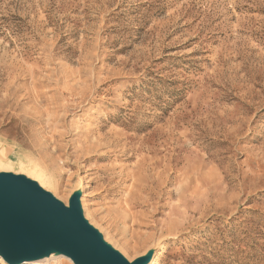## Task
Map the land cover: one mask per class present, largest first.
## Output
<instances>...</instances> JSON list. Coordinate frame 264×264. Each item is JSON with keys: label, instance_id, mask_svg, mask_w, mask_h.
I'll use <instances>...</instances> for the list:
<instances>
[{"label": "rangeland", "instance_id": "374dc122", "mask_svg": "<svg viewBox=\"0 0 264 264\" xmlns=\"http://www.w3.org/2000/svg\"><path fill=\"white\" fill-rule=\"evenodd\" d=\"M0 159L129 261L264 264V0H0Z\"/></svg>", "mask_w": 264, "mask_h": 264}, {"label": "water", "instance_id": "95a60500", "mask_svg": "<svg viewBox=\"0 0 264 264\" xmlns=\"http://www.w3.org/2000/svg\"><path fill=\"white\" fill-rule=\"evenodd\" d=\"M27 174L38 182L23 174L7 172L5 167L0 171V259L3 264L34 263L51 256L71 264L151 262L157 243L129 261L108 242L110 239L90 224L81 205L82 185L63 202L45 188H50L46 182L41 179L46 183L42 185L39 177Z\"/></svg>", "mask_w": 264, "mask_h": 264}, {"label": "bare ground", "instance_id": "6f19581e", "mask_svg": "<svg viewBox=\"0 0 264 264\" xmlns=\"http://www.w3.org/2000/svg\"><path fill=\"white\" fill-rule=\"evenodd\" d=\"M3 161L5 162V160H3ZM2 170H4V167H3L1 160H0V171H2ZM39 181H40V184L46 186V184L42 180H39ZM90 197H91V192L89 191V185H88V183L85 182L82 184L81 205H82V209H83L86 216H89L88 199ZM60 198H61V196H60ZM107 236L108 235L105 233V237H107ZM157 245H158L157 247L154 246V248H153V257H152L151 262L149 264H156L158 251L165 247L164 243H162V242H159V244L157 243ZM118 246H120V245H118ZM58 261L59 260L56 259V256H51L50 258L43 259V260H40L38 262L24 263V264H42L43 262H49V263H55L56 262V263H58Z\"/></svg>", "mask_w": 264, "mask_h": 264}]
</instances>
